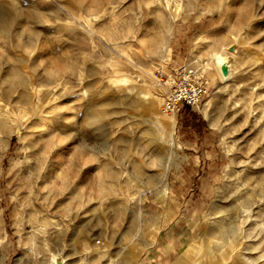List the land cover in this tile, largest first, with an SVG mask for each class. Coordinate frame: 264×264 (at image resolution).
Listing matches in <instances>:
<instances>
[{
  "label": "rangeland",
  "instance_id": "rangeland-1",
  "mask_svg": "<svg viewBox=\"0 0 264 264\" xmlns=\"http://www.w3.org/2000/svg\"><path fill=\"white\" fill-rule=\"evenodd\" d=\"M182 3L0 0V264H264V0ZM182 64L209 92L169 113Z\"/></svg>",
  "mask_w": 264,
  "mask_h": 264
},
{
  "label": "bare ground",
  "instance_id": "bare-ground-1",
  "mask_svg": "<svg viewBox=\"0 0 264 264\" xmlns=\"http://www.w3.org/2000/svg\"><path fill=\"white\" fill-rule=\"evenodd\" d=\"M146 3H150V4H153L161 9H158L156 11H153V15H154V18H153V21L156 19V18H162V19H165V16H164V13H165V9H169L170 7H174L175 9L178 10L179 12V9L181 7H183V0H144ZM235 1V0H234ZM185 2V0H184ZM195 2V1H193ZM201 2V1H200ZM198 2V3H200ZM238 2V1H237ZM181 12V11H180ZM179 12V13H180ZM35 16V15H34ZM33 16V17H34ZM177 17V16H176ZM13 16L10 14V15H7V16H4V15H0V27L2 29H5L8 25V21L10 19H12ZM90 20V19H89ZM90 23V22H89ZM168 30H170V28L168 27L167 28ZM147 34V33H146ZM213 35L214 33L211 32L207 37H206V42H211L213 40ZM234 37V36H233ZM33 38V37H32ZM235 39V37H234ZM148 40V38L146 36L143 37V41L146 42ZM149 41V40H148ZM236 43V41H232V43H228V44H225V45H222L221 47H218V46H213V48L209 51V56H210V60L213 62V65L215 66V69H216V74L221 77V78H226L228 76H230L232 73H233V63L230 62V56H229V53H228V48H232L233 46ZM30 47V46H29ZM30 50V49H29ZM26 55V54H25ZM260 58V57H259ZM258 60V59H257ZM202 66V72L204 73V70H205V67L204 65H201ZM171 79V78H170ZM122 81H125L126 79H121ZM176 79L172 82H169L168 83H172L170 84L169 86L167 87H172L173 84L175 83ZM144 86V85H143ZM247 91V90H246ZM144 93V92H143ZM65 94V93H63ZM145 97L147 95V93L145 92L144 93ZM61 96V95H60ZM142 97V96H141ZM63 99V98H62ZM165 101V100H164ZM164 104V102H163ZM43 105V104H41ZM40 106V105H39ZM21 119V118H20ZM27 119V118H26ZM30 119V118H29ZM90 120V119H89ZM49 121H45L43 123V125L41 126V129L39 130L41 133H47V134H50L51 131L49 129ZM163 122L158 118V124H162ZM162 126V125H161ZM163 127V126H162ZM165 127V126H164ZM56 129V128H55ZM17 130V133L18 135H20L22 138L25 137V135L23 134V132H21L19 128L16 129ZM49 136V135H48ZM52 138V137H51ZM26 139V138H25ZM51 141V140H50ZM25 143V142H24ZM49 143V141H48ZM51 143V142H50ZM47 145L44 144L43 146H41L42 149L45 148V146ZM51 145V144H49ZM27 146L30 147V143L27 142ZM55 147V146H54ZM31 148V147H30ZM52 148V147H51ZM41 149V150H42ZM60 152V151H59ZM56 156V155H55ZM26 159H28L29 161V170H28V190H29V195L30 197L33 196V178L34 177H38V170L36 171V167H35V164L34 163H31V154L30 152H28L25 156ZM52 170V169H51ZM35 178V179H36ZM38 179V178H37ZM37 184V183H36ZM43 186V185H42ZM35 201V200H34ZM45 205V204H44ZM37 206V205H35ZM33 213V212H32ZM224 213V212H223ZM37 215V214H35ZM39 217V216H38ZM34 226V225H32ZM263 226V225H262ZM35 227V226H34ZM38 235V232L35 231V229H32L29 233V239H28V242L30 243H33L35 242V239ZM226 241V244L227 246H230L231 249H234L236 246H237V242L236 240H234V238L231 240V242H228ZM242 243V242H240ZM225 245V241L222 242L221 246H224ZM238 248V247H237ZM233 252V251H232ZM261 256V255H260ZM52 261H53V264H66V257L64 258V256L62 255V252H58L57 254L56 253H52ZM225 258L226 260L230 261V262H233L232 264H234L236 262V260L239 258H246V259H249V260H256V259H251L249 257H246L245 255H243L241 252H240V256L237 255V257H235L234 253H232V255H228V254H224L222 255L221 258ZM259 259H261L259 257ZM258 260V259H257ZM258 262V261H257ZM186 264H191V262H187ZM199 264H205L203 262H200ZM242 264H245V263H242Z\"/></svg>",
  "mask_w": 264,
  "mask_h": 264
},
{
  "label": "built area",
  "instance_id": "built-area-1",
  "mask_svg": "<svg viewBox=\"0 0 264 264\" xmlns=\"http://www.w3.org/2000/svg\"><path fill=\"white\" fill-rule=\"evenodd\" d=\"M163 76L164 72H160ZM190 64H182L176 71V81L167 91L163 109L169 113L179 112L187 104L198 106L209 92L208 80L199 75Z\"/></svg>",
  "mask_w": 264,
  "mask_h": 264
},
{
  "label": "crops",
  "instance_id": "crops-1",
  "mask_svg": "<svg viewBox=\"0 0 264 264\" xmlns=\"http://www.w3.org/2000/svg\"><path fill=\"white\" fill-rule=\"evenodd\" d=\"M186 110H191V107L189 106V105H187V104H185L183 107H182V110H181V112H185ZM175 117V116H174ZM175 120H176V118H175ZM186 126H187V124H186ZM186 144V146H190L188 143H185ZM191 144L192 145H196L195 143H193V142H191ZM177 264H179L178 262H177Z\"/></svg>",
  "mask_w": 264,
  "mask_h": 264
}]
</instances>
